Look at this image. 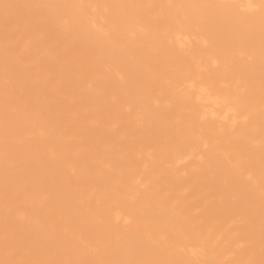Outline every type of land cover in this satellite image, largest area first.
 Returning a JSON list of instances; mask_svg holds the SVG:
<instances>
[{"label": "bare ground", "instance_id": "bare-ground-1", "mask_svg": "<svg viewBox=\"0 0 264 264\" xmlns=\"http://www.w3.org/2000/svg\"><path fill=\"white\" fill-rule=\"evenodd\" d=\"M0 264H264V0H0Z\"/></svg>", "mask_w": 264, "mask_h": 264}]
</instances>
